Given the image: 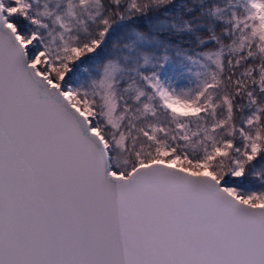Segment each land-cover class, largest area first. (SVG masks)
I'll list each match as a JSON object with an SVG mask.
<instances>
[{
  "label": "snow or ice",
  "instance_id": "obj_1",
  "mask_svg": "<svg viewBox=\"0 0 264 264\" xmlns=\"http://www.w3.org/2000/svg\"><path fill=\"white\" fill-rule=\"evenodd\" d=\"M0 264H264V0H0Z\"/></svg>",
  "mask_w": 264,
  "mask_h": 264
}]
</instances>
